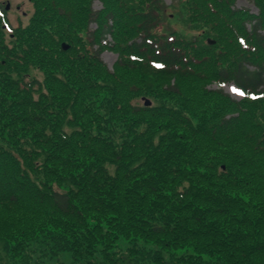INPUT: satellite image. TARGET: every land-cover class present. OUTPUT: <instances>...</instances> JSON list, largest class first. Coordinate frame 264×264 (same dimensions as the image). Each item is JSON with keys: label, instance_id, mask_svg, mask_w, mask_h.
I'll return each mask as SVG.
<instances>
[{"label": "trees", "instance_id": "obj_1", "mask_svg": "<svg viewBox=\"0 0 264 264\" xmlns=\"http://www.w3.org/2000/svg\"><path fill=\"white\" fill-rule=\"evenodd\" d=\"M4 1L9 264H264V0H178L189 38L164 0H31L10 31Z\"/></svg>", "mask_w": 264, "mask_h": 264}, {"label": "rangeland", "instance_id": "obj_2", "mask_svg": "<svg viewBox=\"0 0 264 264\" xmlns=\"http://www.w3.org/2000/svg\"><path fill=\"white\" fill-rule=\"evenodd\" d=\"M166 4V16H165V30L170 29L171 31H179L183 34L186 38L194 37L199 35V30L192 29L189 25L185 22V11L183 10V6L175 7L178 0H164ZM11 8L8 10V19L10 26L16 27L19 25H27L30 22V17L34 12L35 6L31 0H10ZM20 6V7H19ZM95 9H99L102 7V3L98 0L94 2ZM237 8H249L253 13H257L258 9L250 0H238L236 3ZM183 13V14H182ZM103 60L107 63L109 69H113L116 61L118 60V53L112 50H105L102 54ZM217 87L216 84L209 85L208 88ZM223 88L227 90L235 99H242L243 92L241 88H239L234 83H226L224 84ZM235 89V91H234ZM119 247H127V241L124 239L119 240ZM118 247V248H119ZM117 249V247H116ZM71 254L62 253L49 261V264H57L59 260H65L68 263L71 261ZM8 259L4 256L2 248L0 247V264H9ZM10 261V259H9ZM11 262V261H10ZM157 264V263H156Z\"/></svg>", "mask_w": 264, "mask_h": 264}, {"label": "water", "instance_id": "obj_3", "mask_svg": "<svg viewBox=\"0 0 264 264\" xmlns=\"http://www.w3.org/2000/svg\"><path fill=\"white\" fill-rule=\"evenodd\" d=\"M7 7H9V4L7 5ZM64 47H67V45H65ZM146 103L151 104L150 100H147Z\"/></svg>", "mask_w": 264, "mask_h": 264}, {"label": "snow or ice", "instance_id": "obj_4", "mask_svg": "<svg viewBox=\"0 0 264 264\" xmlns=\"http://www.w3.org/2000/svg\"><path fill=\"white\" fill-rule=\"evenodd\" d=\"M234 91H235V89H234Z\"/></svg>", "mask_w": 264, "mask_h": 264}]
</instances>
